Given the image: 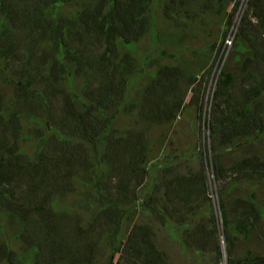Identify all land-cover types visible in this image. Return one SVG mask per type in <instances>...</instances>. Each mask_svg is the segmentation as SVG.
<instances>
[{
  "label": "trees",
  "instance_id": "16d2710c",
  "mask_svg": "<svg viewBox=\"0 0 264 264\" xmlns=\"http://www.w3.org/2000/svg\"><path fill=\"white\" fill-rule=\"evenodd\" d=\"M239 6L0 0V264H169L153 223L209 264L221 233L227 264H264L236 256L264 222V0ZM186 110L188 149L151 138Z\"/></svg>",
  "mask_w": 264,
  "mask_h": 264
},
{
  "label": "rangeland",
  "instance_id": "374dc122",
  "mask_svg": "<svg viewBox=\"0 0 264 264\" xmlns=\"http://www.w3.org/2000/svg\"><path fill=\"white\" fill-rule=\"evenodd\" d=\"M248 1L249 0H239L240 6L238 9L236 18H235V24L239 23L244 13L246 12ZM231 8H233V6H231ZM208 20L209 19H207V21ZM216 26L217 25L211 23V28L215 29ZM235 29L236 28H233L231 29V31L234 32ZM195 33L198 37L192 40H189L186 43V46L190 47V49L193 52L195 53L197 52L196 54H198V52L201 51L205 47V45L211 41V39L208 37L206 38V36L202 34L201 32H199V30H197ZM232 38H233V35H231L226 42V44H228L227 51H225L226 53L229 51V45L231 44L229 41L232 40ZM150 49H151V37L141 44L139 50L141 52H145ZM179 51H180L179 48H168L165 50L164 54H168L171 57V59H174L177 56L188 59L189 56H191V53L184 52V53L179 54ZM217 70H218V65L215 67L212 79L210 81L209 93H208V99H207L208 101H210L211 96H212V91H213L214 84H215ZM190 119L191 117H189L188 115V110H186L184 114L181 115V117L178 119V121L172 124L171 126L150 128L149 134L153 140L165 137L166 140H170L171 142L174 143V145H177L179 149H182L185 151L186 149H188V146L191 145V137L193 136V131L190 128ZM123 126L126 129L135 128V127L144 128L143 124L140 121H138L136 117H124ZM203 144L207 145L206 135L203 140ZM187 167L195 169L196 164L195 162H193V159L190 160V163L187 164ZM183 171H186V170L183 169L182 172ZM237 195H239V191L235 192V196ZM261 198L263 197L261 196ZM213 200H214V207L215 209H217L218 200L215 194L213 195ZM153 226L157 233V242L159 246L168 254L169 264H209L208 261L209 260L212 261L211 256L203 257L196 252L186 254L179 242V238L176 237L170 230L163 229L156 223H153ZM261 237H264V222L258 226L256 234L251 236L249 240L240 241L238 243L237 248H236V256L237 257L244 256L247 250H251L258 255H264V240ZM220 240H221L222 256L217 263L227 264V261H228L227 244L224 240V236L222 233L220 234Z\"/></svg>",
  "mask_w": 264,
  "mask_h": 264
}]
</instances>
